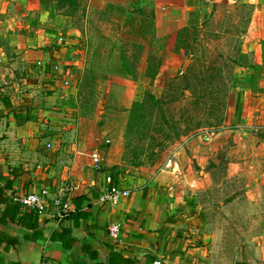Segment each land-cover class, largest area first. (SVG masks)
I'll return each mask as SVG.
<instances>
[{"label":"rangeland","instance_id":"374dc122","mask_svg":"<svg viewBox=\"0 0 264 264\" xmlns=\"http://www.w3.org/2000/svg\"><path fill=\"white\" fill-rule=\"evenodd\" d=\"M201 1L166 43L150 22L139 40L127 22L112 20L105 0H57L53 15H42L53 45L84 48L92 60L70 85L79 112L66 116L73 127L66 138L89 145L86 168L116 173L118 181L145 186L158 173L177 179L186 231L215 233L233 264H261L254 241L264 234V182L249 172H264V0ZM102 149L105 160L96 165L92 154ZM235 156L245 169L224 178ZM201 158L210 173L196 186Z\"/></svg>","mask_w":264,"mask_h":264},{"label":"crops","instance_id":"0c3cea01","mask_svg":"<svg viewBox=\"0 0 264 264\" xmlns=\"http://www.w3.org/2000/svg\"><path fill=\"white\" fill-rule=\"evenodd\" d=\"M56 1L0 0V191L20 201L25 194L43 188L49 190L50 196L64 189L71 211L59 217L50 199L47 210L38 214L40 235H35L24 224L3 218L5 204L1 203L0 232L17 238L18 243L5 247V242H0V264H233L230 249L222 256L225 252L219 248L221 238L215 233L206 234L200 226L193 233L186 231L191 226L177 213L182 200L177 193L181 185L173 184L179 183L177 179L158 173L149 184L135 185L118 181L116 173L92 171L84 166L88 164L89 145L83 139L66 138L73 127L65 124V118L79 112L74 109L75 94L70 85L77 82L92 60L84 48L75 47L74 41V46L60 48L52 44L51 35H43L42 15H53ZM201 2L105 0V5L114 15L112 20L127 22L129 31L139 40L145 38L144 24L150 22L155 39L166 43L175 41L190 8L201 7ZM102 42L109 40L102 38ZM98 153L104 161V150ZM245 164L240 157L230 158L224 178L240 175ZM199 166L193 180L196 186L208 183L210 173L205 169V159L201 158ZM109 174L114 184L129 190L114 206L98 200ZM249 174L260 186L264 182L261 169ZM175 176L180 178L179 174ZM70 181L76 187L67 190ZM249 191L245 193L253 194ZM111 223L121 225L115 240L108 233ZM63 227L70 229L74 239L69 247L50 238L52 230ZM263 235L254 241L261 264ZM248 247L249 240L245 239L239 253H246Z\"/></svg>","mask_w":264,"mask_h":264},{"label":"built area","instance_id":"2783aa9c","mask_svg":"<svg viewBox=\"0 0 264 264\" xmlns=\"http://www.w3.org/2000/svg\"><path fill=\"white\" fill-rule=\"evenodd\" d=\"M212 135L208 134L207 138H211ZM93 160L96 165H99L101 157L99 153L92 154ZM107 186L104 188L103 192L99 195L98 200L101 203H108L110 206L116 205L122 198L129 194V190L120 187L112 182V177L110 175L106 176ZM67 190H72L76 187L73 181L66 184ZM64 189H60L56 194L50 196L48 189L43 188L38 192H29L25 194L20 202L29 209L35 210L38 214L43 213L47 210L49 205V200L58 209V216H67L71 211L70 199L63 192ZM121 232V225L119 223H111L108 225V233L114 240L119 237ZM40 264H55L49 261H43Z\"/></svg>","mask_w":264,"mask_h":264},{"label":"trees","instance_id":"16d2710c","mask_svg":"<svg viewBox=\"0 0 264 264\" xmlns=\"http://www.w3.org/2000/svg\"><path fill=\"white\" fill-rule=\"evenodd\" d=\"M63 1L64 0H59V2ZM146 97L154 102H159V99H157L151 94H148ZM137 104L138 101L135 103V105ZM132 121L133 120H131V122ZM1 203L5 204L4 209H2L1 211L3 218L7 217L18 224H24L28 229L33 232V234L40 235L38 213L35 210L26 207H24V209L22 210V207L24 205L20 201L9 196H4V194L0 191V204ZM50 238H53L55 240L58 239L63 246L67 247L71 246V244L74 242L73 237L70 236V229L68 227H63L60 230H52ZM1 241L5 242V247H8L9 245H16L18 243L17 238L2 232H0V242Z\"/></svg>","mask_w":264,"mask_h":264}]
</instances>
